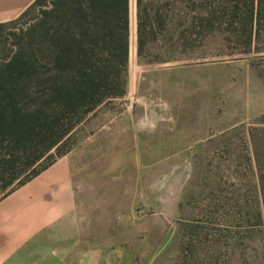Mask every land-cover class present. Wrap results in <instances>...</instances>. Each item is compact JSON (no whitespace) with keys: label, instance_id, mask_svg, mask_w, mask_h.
Wrapping results in <instances>:
<instances>
[{"label":"rangeland","instance_id":"rangeland-1","mask_svg":"<svg viewBox=\"0 0 264 264\" xmlns=\"http://www.w3.org/2000/svg\"><path fill=\"white\" fill-rule=\"evenodd\" d=\"M142 4L160 7L161 27L138 57L128 0L124 94L88 113L55 162L72 170L81 215L111 222L120 264H264V0ZM198 11L213 17L192 28Z\"/></svg>","mask_w":264,"mask_h":264},{"label":"trees","instance_id":"trees-1","mask_svg":"<svg viewBox=\"0 0 264 264\" xmlns=\"http://www.w3.org/2000/svg\"><path fill=\"white\" fill-rule=\"evenodd\" d=\"M142 2L135 0L138 57L164 20L159 6L152 12ZM128 9V0H33L0 22V199L64 155L88 113L124 94ZM209 12L193 15L191 27L208 24Z\"/></svg>","mask_w":264,"mask_h":264},{"label":"crops","instance_id":"crops-1","mask_svg":"<svg viewBox=\"0 0 264 264\" xmlns=\"http://www.w3.org/2000/svg\"><path fill=\"white\" fill-rule=\"evenodd\" d=\"M33 0H0V21L18 16ZM61 158L0 204V264H120L113 257L110 221L81 215L71 169ZM19 195V192L24 190ZM109 220V219H108Z\"/></svg>","mask_w":264,"mask_h":264}]
</instances>
